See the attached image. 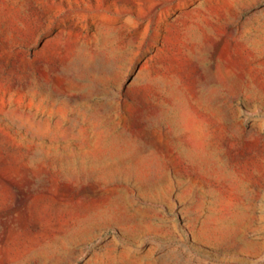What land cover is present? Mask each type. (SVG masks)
<instances>
[{"label": "rangeland", "instance_id": "obj_1", "mask_svg": "<svg viewBox=\"0 0 264 264\" xmlns=\"http://www.w3.org/2000/svg\"><path fill=\"white\" fill-rule=\"evenodd\" d=\"M0 264H264V0H0Z\"/></svg>", "mask_w": 264, "mask_h": 264}]
</instances>
